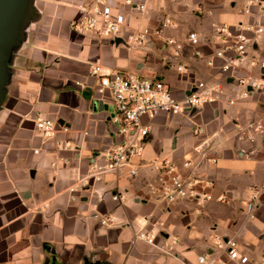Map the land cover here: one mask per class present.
<instances>
[{
	"label": "crops",
	"instance_id": "obj_1",
	"mask_svg": "<svg viewBox=\"0 0 264 264\" xmlns=\"http://www.w3.org/2000/svg\"><path fill=\"white\" fill-rule=\"evenodd\" d=\"M87 1L28 0L4 45L0 264H196L202 253H209L215 264H241L217 247L216 242L227 239H234L248 256L244 264H264V194L253 215H247L250 188L264 182V134L252 143L234 136L238 124L264 121V89L241 96L242 88L223 81L216 68L206 65L218 46L215 27L256 24L264 11L252 5L244 12L250 0H137L145 4V12L130 13L119 36L96 38L70 28V21L81 14L78 6ZM165 16L175 24L165 34L183 44L179 56L152 35L142 46L127 42L132 30L155 27ZM189 31L204 40L197 48L204 57L193 55L186 39ZM252 56L264 58V40L253 45L235 75L257 73ZM178 62L189 72L177 71ZM93 63L108 74L121 71L163 80L176 98L199 80L221 82L226 95L197 110L156 116L148 122L142 155L133 159L137 174L109 172L96 181L89 177L92 158L117 137L111 100L106 97L99 107L94 98L96 79L88 75ZM38 116L54 123L53 137L36 129ZM205 139L213 141L209 157L217 162L200 164L204 182L194 190L201 197L173 204L149 199L145 183L153 171L148 160L195 159L194 147ZM202 194L213 199L204 200ZM218 196L225 201H216ZM104 215L112 218L110 225L101 224ZM151 228L156 242L166 244L163 249L135 236Z\"/></svg>",
	"mask_w": 264,
	"mask_h": 264
},
{
	"label": "built area",
	"instance_id": "obj_2",
	"mask_svg": "<svg viewBox=\"0 0 264 264\" xmlns=\"http://www.w3.org/2000/svg\"><path fill=\"white\" fill-rule=\"evenodd\" d=\"M178 3L201 2V0H173ZM257 5L264 11V0H250L244 12L249 13L250 6ZM81 14L70 21V28L81 35H89L96 38L119 36L125 27L130 13H143L146 10L144 3L137 0H89L78 6ZM175 24L169 17H163L155 27H141L132 30L127 36V42L135 46H142L148 36H154L165 47L173 49L174 56H179L182 42L165 34V30L174 27ZM214 37L218 46L212 55L206 59V65L216 68L223 81L235 84L241 89V96L264 89V58L252 56V65L258 69L257 73L247 76H237L235 71L247 63L249 50L259 40H264V15L256 24L237 23L234 27L228 24H220L215 27ZM187 42L193 47L195 57H204L197 48L202 40L197 32L189 31ZM210 42L209 40L207 41ZM218 59L219 63H216ZM177 71L182 74L189 72L188 66L182 62L175 64ZM88 75L96 79L93 88L95 100L103 102L108 97L114 111L111 124L115 128L117 141L103 152L93 156L90 165V178L98 181L103 174L109 172H127L129 176L137 174V168L133 159L140 157L144 150L147 137L150 133V122L160 114L178 115L190 110L199 109L216 103L220 97L226 95L225 87L221 82L199 80L181 98H176L171 88L163 80L149 78L138 74H127L121 71L104 73L99 64L89 66ZM228 80L226 81V79ZM232 104L233 99L227 98ZM147 122H144V120ZM36 129L45 137H53L56 132L54 123L45 117L35 118ZM264 134V121L257 120L235 127L234 136L241 142L252 143ZM214 150L213 141L205 139L194 147L195 159L187 158L175 161L158 157L148 160V167L153 171V176L145 183L146 194L149 199L173 204L178 200L192 196L199 199L201 196L194 190L198 183L204 182L199 174L202 161L207 160L216 163L215 157H209ZM254 153V150L248 154ZM100 158V161L97 160ZM247 215L252 216L254 210L260 204V196L264 194V182L253 186L249 192ZM204 200H212L211 194H202ZM113 198L120 201L121 196L114 194ZM218 202H224V196L216 198ZM101 224L110 225L112 218L104 215ZM137 238L146 243L163 249L166 244L157 243V235L153 229L141 230L135 234ZM177 238L173 239V243ZM217 247L225 249L230 259L244 264L248 256L239 251L234 239H227L223 244L216 242ZM167 255L175 256L172 252L165 251ZM196 264H215L209 253L198 254Z\"/></svg>",
	"mask_w": 264,
	"mask_h": 264
},
{
	"label": "water",
	"instance_id": "obj_3",
	"mask_svg": "<svg viewBox=\"0 0 264 264\" xmlns=\"http://www.w3.org/2000/svg\"><path fill=\"white\" fill-rule=\"evenodd\" d=\"M27 2L28 0H0V59L5 42L12 31V25L22 15ZM98 104L99 107L102 106L101 102Z\"/></svg>",
	"mask_w": 264,
	"mask_h": 264
}]
</instances>
